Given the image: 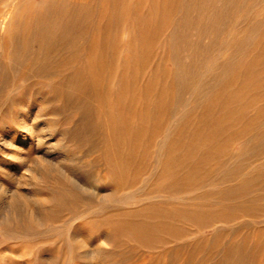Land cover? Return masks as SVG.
<instances>
[{"label":"bare ground","instance_id":"1","mask_svg":"<svg viewBox=\"0 0 264 264\" xmlns=\"http://www.w3.org/2000/svg\"><path fill=\"white\" fill-rule=\"evenodd\" d=\"M109 1L111 4L104 7L101 2L93 6L89 0H43L40 8L33 4L23 15V6L32 0H0V48L8 56V59L0 57V95L4 97L5 90L11 85L18 90L32 87L37 80L34 78L38 77L52 83L54 94L61 98L64 107L83 112L71 128L72 136L80 137L86 117L90 118L93 109L72 88L83 87L94 92L101 104L105 103L108 93L116 94L118 99L107 122L114 133V141H117L119 159L115 164L111 163L109 171L118 186L110 188L100 201L109 200V206L113 202L120 206L141 197L147 199V204H141L134 211H123L126 212L123 222L108 219V224L113 225L116 235H122L140 247L153 249L175 242L172 249L178 250L186 243L193 251L204 248L202 237L192 234L194 230L200 234L221 223L222 226L214 228L213 239L208 237V244H205L220 248L217 245L222 243L221 231L226 227L238 230L247 225V220H241L239 225L232 227L234 215L253 216L252 220L254 216H264V0H151L152 4L146 8H135L130 0ZM94 9L96 18L92 17ZM128 15H134L126 43L131 52L130 61L123 67L125 74L112 83L113 89L106 88V70L108 68L113 74L119 46L110 39L114 29H118ZM166 27L175 64L172 86L178 91L173 99L160 96L161 88L157 82L152 87L141 81V90L137 93L139 77L132 74L135 68H146L147 54L153 42L150 35L160 34ZM133 38L138 41V48ZM2 41L6 43L2 45ZM184 52L190 57L189 63L183 59ZM224 53L228 55L224 57ZM85 54H88V60L82 65L75 64V59H83ZM70 67L94 68L92 78L96 83H83L81 68L74 69V76H67ZM160 69L154 68L155 81ZM57 74L62 75L60 81H55ZM186 93L190 94L187 98ZM119 98H124L125 102L122 104ZM137 99H146V102L140 111V123L133 125L130 122L137 113L134 105ZM177 103L183 106L178 112L182 124L180 131L172 134L170 130L165 131L159 115L162 111H176ZM197 108L201 109V124L193 127L187 120ZM31 119L25 121V131L18 138L20 143L29 141L38 130L47 129L36 127L32 130L36 123L34 117L32 122ZM160 133L162 138L156 142L157 149L150 158L154 135ZM234 144L239 147L234 148ZM137 147L146 149L142 155L146 162L153 159L152 169L145 170L143 179L139 178L142 172L136 170ZM65 161L63 158L59 163L63 165ZM39 166L40 170L56 171L63 181L70 183L73 212L80 211L81 199L93 197L86 187L66 176L61 166L56 167L53 162ZM7 170L4 165L0 172L7 173ZM19 181L15 176L0 179V196L1 192H9V183ZM35 185L31 180L28 190L17 192L13 213L5 216L0 207L3 241L33 240L48 219L63 226L62 209L67 204L63 196L65 191L55 194L56 202L50 196L40 200ZM52 187L49 185L50 189ZM158 197L160 199L155 200ZM191 234L194 237H189ZM58 236L64 237L62 232ZM262 237L254 245L250 244L251 247L248 241L237 245L233 240L223 243L220 245L223 250L216 253L220 255L213 256L209 264H252L250 248H260ZM96 253L95 249L79 251V257ZM231 257L240 259L233 261Z\"/></svg>","mask_w":264,"mask_h":264},{"label":"rangeland","instance_id":"2","mask_svg":"<svg viewBox=\"0 0 264 264\" xmlns=\"http://www.w3.org/2000/svg\"><path fill=\"white\" fill-rule=\"evenodd\" d=\"M42 1L43 0H32L30 3H25L23 9L21 10V14L24 13L23 15H25L26 11L24 10L33 4L35 7L40 8ZM89 1L93 4V6H96L98 2H101V5L104 7H108L111 4V1L109 0ZM130 1L133 2L132 5L135 8H146L152 4L151 0ZM92 17L96 18L95 9L93 10ZM127 17L128 18L126 21L121 26H119L118 29H114V35L112 34L110 39V42L114 41V43L116 45L118 44L119 46L115 53L116 65L113 69V74H110L111 72L108 68L106 70L108 75L105 73L107 76L104 80V85L106 88H111L112 83L116 82L120 75L125 74L123 67L128 63V61H130L131 52L126 47V43L130 37L129 31L134 23V15H128ZM167 28L168 27H166L165 30H163V32L160 34L150 35V40L153 38V42L151 43L149 49L150 53L148 52L147 54L148 59L145 65L146 68H135L134 71H132V74H136L139 77L137 80V93H139L141 90V81L148 82V85H151L152 87H155V83L157 82L156 84L159 86V88H161V97L163 96L165 99H173L177 96L178 91L172 86V82L174 80L173 71L175 64L171 58L170 43L167 38ZM189 36L193 38L192 35ZM132 40L138 48V41H136V38H133ZM4 43L6 42H1L2 45ZM4 51L5 50H1L0 48V57H3V59H8L7 53ZM224 54H221V56L224 55V57H226L228 55V53ZM183 59L187 63L190 61V57L187 56V53L185 52L183 53ZM86 60H88V54H85L83 59L81 57L76 58L75 64L82 65ZM155 67H161L160 71L158 72L157 81L154 80L153 76ZM70 68V72L67 69V76H74V69L81 68V70H83V83H96L95 79L93 80L92 78L94 68ZM61 77V74H57L55 75L56 80H54L60 81L62 79ZM34 79L37 80H34L35 85L32 87L18 90L15 89V87L13 88L11 85L5 90L6 93L4 97H1L0 95V151L2 147L5 148L4 150L2 149V152H0V171L4 165H6L9 170H7V173H4L3 171L2 173L0 172V179L3 180L4 178H7V176H15L17 180H20V183H9L7 185V191L9 192H1L0 207L2 213L5 214V216L6 214L13 213V203L14 201L16 202L18 200L17 192H19L20 189L23 191L28 190V182L33 180L35 184H37L35 185V193L40 200L46 199L50 196L53 197V200L56 202V199H54L55 194L57 196L61 192L65 191L63 196L66 199L67 204L66 207L62 209L64 223L63 226L60 227L58 223L53 224L49 219L46 220L45 227H42L41 230H39L40 232H38L33 240L22 238L20 241L14 242L7 240L3 241L4 239H2L0 236V248L3 246L0 249V264H192V262L193 264H209L214 259V257L220 255L216 253L219 250V252L223 250L221 246H223V243L225 242L233 240V244L236 243V245L241 242H249L248 245L251 247L261 235H263V240L264 216L259 218H255L254 216L252 220L251 218L253 216L250 218V216H245L241 213H238L231 218V226L235 227L243 220H247V225L238 230H232L234 228L226 227V229L221 231L219 235L221 239L220 241L222 243L219 242L221 244L217 246L220 248L217 249L211 245L205 244H208V237L212 236L213 239L212 233L214 232V228L217 226H222L221 223H216L214 226L204 229L201 231V235L199 232L197 233L194 230L195 234H192L194 236L198 234L203 239L202 247L204 246V248L201 250L197 249L199 250L198 252L197 250L192 251L193 247H188L190 245H187L186 243L178 250H174L172 248L174 247L175 242L167 243L165 246H158L159 248L157 247L153 249H147L145 247L136 245L133 241L128 240L122 235H116L118 233L115 234L113 225L108 224L107 220L112 219L116 221V223L123 222L126 219V212L123 211H134L141 204H147V199H141V197L140 199L137 198L135 200L128 201L129 203L124 205L122 203L120 204L121 207L114 202L112 203V206H109L111 203L109 200L100 201V198L105 197L111 191L110 188L118 186L117 184H114L109 171L111 163L115 164V161L119 159L117 141H114V133L107 122V119L109 118L108 115L114 111V105L116 102L115 100L118 99V96L114 93L112 95L108 93V95L111 96H107L108 98L106 99L105 103L101 104L94 92H89L83 87H73V92L76 95H81L93 109L90 118L86 117L85 128L80 132V137H73L71 128L75 126V124H77V122L81 119L83 112L70 106L64 107L65 105L61 98L54 94V87L52 83L44 79H40L39 77ZM20 81L23 84H27L26 81ZM184 96L187 98L190 96V94L186 93ZM119 100L122 104L125 102L124 98H119ZM145 102L146 99H137L135 101L134 105L137 113L130 124L138 125L140 123L139 115ZM176 109L177 110L174 112L170 110L162 111L159 115V119L164 121L163 128L165 131L170 130L172 134L180 131L179 127H181L182 124L178 112L183 109V106L178 104L176 105ZM2 111L5 113L3 112L2 114ZM35 111L37 114H35ZM199 111H201V109L197 108L196 113H191L187 120L189 125L196 127L201 124ZM27 114L29 117H27ZM25 117H27V119ZM31 117L32 119L33 117L35 118L33 122L36 123V126H32V130H34L36 127H47V129L45 128L46 130L41 131L38 130V134H33L29 141L20 143L18 138L24 133L22 131H25V121H28V119H31ZM23 118L25 120H23ZM32 119L30 122H32ZM95 123L97 126H95ZM45 124L47 126H45ZM21 127L23 129H21ZM45 131L47 135L45 134ZM48 132L51 133L50 136ZM41 133L47 137H41ZM161 134L162 133L159 135H154L152 146L149 149L150 158L154 156L153 151L157 149L158 144L156 142H160L162 138ZM37 135H39V138ZM38 142H41L42 144L38 145ZM233 147L238 148L239 145L234 144ZM145 150V148H136V152L138 154L136 170L140 171V173L142 172L139 177L140 179L146 177V174H144L145 170L152 169L153 159L150 160L149 158V160L146 162L142 157V155L145 153ZM63 158L66 159V164L62 165V163L59 162L62 161ZM48 162H53L56 167L61 166L62 170L65 169L63 172L66 174V176L77 180L81 186L86 187L92 193L91 195L93 197L89 200H83L80 198V211L73 212L71 210L72 202L70 201H72V198L69 194V190H72V187L70 183L68 184L66 180L63 181V178L54 170L52 172V170H49V168L46 171L40 170L38 168L40 167L39 164L45 166ZM148 163H150L149 166L147 165ZM11 169L14 170L12 171ZM14 174L18 175V177ZM71 175H74V177ZM148 183H150V181ZM47 184L53 185L54 188L52 187L50 189L49 185ZM158 199L160 198H155V200ZM54 201L53 203H55ZM235 217H237V219ZM248 218H250V220ZM60 232H62L64 235L62 239H60L58 236V233ZM204 232H206V235ZM107 233H109V236ZM192 234L189 237H194ZM263 241V245L260 246V248L255 250L250 248V252H252L250 256L251 259L253 258L251 261L252 264H264ZM210 243L212 242L210 241ZM261 247L263 248L262 250ZM3 248L5 251H2ZM214 248L215 250H213ZM94 249L98 252L95 255L81 258L79 257V251L91 252ZM212 250L214 252H212ZM232 258L233 257H231V259ZM238 258L240 259V257ZM238 258L234 257L232 260L239 261ZM203 260L205 261L203 262Z\"/></svg>","mask_w":264,"mask_h":264}]
</instances>
